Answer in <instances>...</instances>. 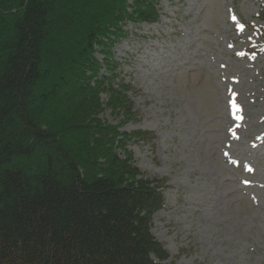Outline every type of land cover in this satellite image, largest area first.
<instances>
[{
  "label": "trees",
  "instance_id": "obj_1",
  "mask_svg": "<svg viewBox=\"0 0 264 264\" xmlns=\"http://www.w3.org/2000/svg\"><path fill=\"white\" fill-rule=\"evenodd\" d=\"M158 6L0 0V264H175L152 232L168 182L129 150L155 135L123 131L134 88L114 55Z\"/></svg>",
  "mask_w": 264,
  "mask_h": 264
},
{
  "label": "rangeland",
  "instance_id": "obj_2",
  "mask_svg": "<svg viewBox=\"0 0 264 264\" xmlns=\"http://www.w3.org/2000/svg\"><path fill=\"white\" fill-rule=\"evenodd\" d=\"M263 6L159 0L160 22L129 25L114 49L134 88L123 131L155 135L129 150L168 182L152 232L175 264H264Z\"/></svg>",
  "mask_w": 264,
  "mask_h": 264
}]
</instances>
